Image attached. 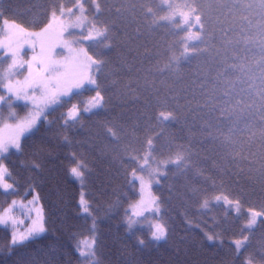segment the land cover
<instances>
[{
    "label": "trees",
    "instance_id": "trees-1",
    "mask_svg": "<svg viewBox=\"0 0 264 264\" xmlns=\"http://www.w3.org/2000/svg\"><path fill=\"white\" fill-rule=\"evenodd\" d=\"M96 2L101 6L96 13L99 26L109 28L105 43L112 45L110 49L93 42L88 45L94 58L105 61L96 72L104 106L90 114L81 113L77 121L65 124L72 105L84 106L97 90L86 87L49 109L37 128L23 137L21 148L6 155L14 195L0 191V214H4L10 197L30 198L36 194L44 212L45 231L40 237L12 245L13 232L25 229L29 220L19 209L8 211L7 215L13 213L14 218L8 215L11 220L0 224V264H90L79 255L77 245L91 235L96 238L97 264H246L248 258L253 264H264V218L252 230L245 227L249 209L264 211L259 126L253 122L245 131L233 135V139L243 141L237 149L241 156L235 160L224 150L215 151L218 143H199L204 113L197 116L187 110L195 107L196 100H203L200 80L193 73L212 68L214 76L217 69L201 56L184 63L179 73L160 75L155 71L173 53L183 51L186 33L176 13L178 9L189 12L196 8L194 14L201 15L205 30L216 34L217 47L220 29L235 24L237 31H229L228 37L237 38L239 25L246 24L240 17L249 13L234 10V17L226 8L210 11L207 0ZM75 4L76 0H0V12L9 21L38 30L50 21L53 10L59 13L61 7ZM85 4L91 7L92 0H85ZM149 7L153 13L147 12ZM168 15L174 18L160 19ZM251 18L256 19L254 12ZM6 58L0 59V71L9 64ZM258 58L255 50L248 53L253 64ZM241 75L236 72L232 78ZM243 79L237 91L252 84L247 77ZM2 82L0 73V94L9 88ZM169 85L179 92L178 104L169 99L174 94ZM254 92L255 88L250 89L252 95ZM161 111H172L178 120L161 121ZM239 128H244L243 121ZM222 131L228 132L227 123ZM253 132L256 136L249 141ZM150 138L155 145L152 164H165L177 155L186 157L180 167L167 163L164 174L153 184L160 207L157 217L168 229L166 239L161 241L152 239V226L145 224L146 218L128 227L132 204L140 197L133 172L147 178L152 168L140 166ZM77 165L82 166V179L71 174V168ZM82 193L90 213L84 214L80 207ZM217 196L239 200L241 210L233 211L231 206L217 201ZM208 235H213L214 240L210 242ZM243 236L249 240L237 253L234 241Z\"/></svg>",
    "mask_w": 264,
    "mask_h": 264
},
{
    "label": "snow or ice",
    "instance_id": "snow-or-ice-1",
    "mask_svg": "<svg viewBox=\"0 0 264 264\" xmlns=\"http://www.w3.org/2000/svg\"><path fill=\"white\" fill-rule=\"evenodd\" d=\"M166 2V0H165ZM95 4L96 11H101V6L96 0H92ZM76 4L82 15L77 16L75 22H70L65 24L62 20L59 23V31L57 35L63 37L65 33L69 37L72 33L69 29L72 28H82L85 26L87 21V16L83 15L85 8L81 0H76ZM207 6L209 10L226 8L228 12H232L235 17V11L243 9L247 11L249 15H241L240 19L245 21L246 24L239 25L238 37L233 39L228 37V32H236L237 26L235 24L230 25L228 28L220 29V46L217 47L214 43L216 40V34L213 31L205 30V23L201 18V15H195L192 19V13L197 11L196 8H192L189 12H181L180 15L183 18L182 22L186 26L184 31L186 33L183 39V51L176 55L175 53L169 58V61L165 63L162 67L156 66L155 71L160 75H164L166 72L179 73L181 67L184 63H190L192 59H198L201 56H206L208 58L207 62L212 64L217 70L215 75L212 76V68H209L207 72L197 70L193 75L200 80V95L203 100H196L195 107H189L187 110L189 112L195 113L197 116L203 112L204 119L200 126L199 143H213L217 144L218 147L214 149L219 152L224 150L229 157L235 160L237 157L241 156V152L237 149L243 143V141L238 142L233 139V135L237 132H243L248 129L253 122L259 126V139L262 145L261 158L264 160V0H207ZM171 7V6H169ZM235 10V11H234ZM67 14L71 15L73 9L68 8ZM119 12V9H117ZM60 15H65V9L61 7L59 9ZM148 13H153L151 7L147 8ZM255 13L256 19L253 20L251 15ZM53 20H57V11H52ZM174 17L172 15L160 17L161 20H172ZM0 20L3 24L8 26V30L12 36L16 38H22L24 36L34 37L40 42V56L33 57V61L38 65L36 69V75L32 77L31 80L27 81V87L32 90V96H28V93L24 89H17L15 95L17 99H32L35 103V93L39 90L42 93V99L44 100V106L39 107L37 105V111L30 118H25L24 121L16 125L17 134L9 138L8 140L0 139V154L7 153L10 147H14L19 150L20 136L25 132H32L36 129L37 121L40 116L44 113L45 109L51 105H55L60 102V97L70 96L74 90L84 89L87 86H95L96 93L95 96L91 97L88 101V107L83 109L84 112H90L93 109L102 108L104 106V96L99 89V84L95 75L92 74L91 70L95 67L96 72H99L105 61L103 59L94 58L92 55H88L86 49H80L79 52L84 54V58L87 63H83L79 59V52L75 56L66 57L64 62H60L53 58L50 54L49 43L53 38V33L50 31L52 24L43 29L40 33H29L27 29L17 23L16 21H9L4 17V14L0 12ZM209 23H211V16L208 17ZM198 27L200 31L193 32L192 28ZM109 28L105 26L100 28L96 23H92L91 27L88 29L87 34L81 33V38L78 40L66 39L62 40L59 44L52 45L51 50L54 51L55 47L67 48L69 53L74 51L72 45L79 44L81 41H90L96 45H103L104 48L110 49L112 47L111 43H105L109 39L108 36ZM203 33V34H202ZM195 41L196 43H191ZM203 45V47H201ZM243 45V47H241ZM258 53V59L255 60L254 64L248 60V53ZM243 53V55H242ZM104 53L101 52L100 55ZM56 55H62V53H57ZM15 66V60L13 64L10 65V69ZM23 67V64L20 65ZM84 69L89 71L85 72ZM30 76L31 64L29 65ZM239 72L242 75L237 76L233 79V74ZM46 74V75H45ZM243 77H247L252 80V84H249L248 88L240 87L237 91V87L243 84L245 80ZM179 80V76L177 77ZM258 80L259 84L255 85V81ZM166 83V81H163ZM195 83V80H193ZM211 84V89L208 85ZM222 86V91L217 92L218 87ZM170 92L174 94L169 96V99L176 101L178 104L179 92H175L171 85L168 86ZM255 88L254 95L250 93V89ZM9 92H13V88L9 86ZM180 91H186L181 89ZM248 95V99H245V95ZM236 97H239L236 99ZM195 99V96H193ZM235 99V103L233 100ZM5 100L4 96H0V102ZM188 104H192V100L188 101ZM81 109L78 105L73 104L67 113V118L65 119V124L69 121H77L79 119ZM219 113V115H217ZM46 118V117H45ZM158 119L163 122L170 120H178V117L173 114L172 111L159 113ZM243 121L244 128H239L240 123ZM227 123L228 132L222 131V127ZM109 132L115 136L116 134L109 129ZM256 136L253 132L249 137V141ZM67 140V137H65ZM155 151V145L153 139L147 140V151L143 157V169L144 165H148L149 161L153 158V153ZM247 159V157H242ZM133 159H136L135 157ZM186 157L183 155H177L174 160H169L165 163L176 164L177 167L184 165ZM71 174L77 178L82 179L84 172L82 171V166L77 165L71 168ZM157 174H162L157 170ZM133 176L136 177L135 171ZM261 179L264 180V164L261 165L260 169ZM11 177V172L9 168L0 162V188L4 191L13 188V184L8 182L7 178ZM143 182V177H136ZM158 182V181H157ZM151 183V179L149 180ZM220 196L216 197L219 201ZM224 201L229 205H234L236 210L239 211L240 201L230 200L227 196L223 197ZM16 202L13 201V205ZM207 201L204 202L207 206ZM141 211L133 212L134 216L141 217L144 215L145 211H153L158 213L160 211L159 203L157 198L149 197L145 200L142 198L140 202ZM80 207L84 213H90L89 202L81 195ZM9 210H5L4 214H0V224H7L11 217L7 215ZM257 217H264V211H255L249 209V218L246 222V229L252 230L257 224ZM14 223V221H13ZM36 222L34 221V224ZM133 221L129 217L128 227L131 229ZM264 223V221H261ZM45 231L42 218L41 222L27 230V234L21 233L19 236L14 232L11 237V244L17 245L22 244L24 241L28 240L33 235L43 233ZM168 234L167 226L162 222H157L152 225L151 237L155 241H161L166 239ZM207 239L211 242L214 240L213 235H208ZM249 237L243 236L242 239H237L234 241L236 252L239 253L248 242ZM144 244V241H140ZM96 238L85 237L80 240L77 245V251L79 255L90 264H97L96 261ZM246 264H253L251 258L246 260Z\"/></svg>",
    "mask_w": 264,
    "mask_h": 264
},
{
    "label": "rangeland",
    "instance_id": "rangeland-1",
    "mask_svg": "<svg viewBox=\"0 0 264 264\" xmlns=\"http://www.w3.org/2000/svg\"><path fill=\"white\" fill-rule=\"evenodd\" d=\"M81 2L83 3L84 8H85V12L83 13V15L87 16V21L85 22V26L82 28L69 29V31L72 33L71 37H69L67 33H65L63 37H60L59 35H57V33L59 31L58 26H59V23L61 20L65 24H67L70 22H75L76 17L82 15L77 4H75L72 7H65L64 8L65 9V15L61 16L60 12L57 13L58 19L53 20V18H51L50 21L43 28L38 29V30L27 29V31L29 33H40L43 29H45L49 25V23H51L52 28L50 29V31L53 33V38L49 43V50H50V54L53 56V58L60 61V62H64L66 57L75 56L76 53L79 52L80 49H86L88 51V45H89L90 41H81L79 44H73L72 47H73L74 51L72 53H69L67 48H60V47H55L54 51H52L51 50L52 45L59 44L62 40H66V39H73V40L80 39L81 33L86 35L87 31L91 27L92 23H96L97 26L100 27L98 24V20L96 18L97 11H95V4L92 3L91 7H88L85 4V0H81ZM68 8L73 9V13L71 15L67 14L66 10ZM181 12H188V11L185 9H183V10L178 9L176 13L179 17H181V15H180ZM195 15L196 14L192 13L191 18L194 19ZM176 19L179 22V18H176ZM181 26L183 28L186 27L183 24V22H182ZM192 31L197 32V31H200V29L198 27H194V28H192ZM193 42H195V41H193ZM193 42H191V43H193ZM40 52H41V49H40L39 40H36L34 37H31V36H24V37L18 39V38L11 35V33L8 30L7 25L3 24V22H0V59L7 57L6 63H9L7 66H5V64H4V66L1 70L2 72L0 71V73L3 74V82L2 83H8L6 85L11 86L13 88V92H9V90H8L9 88H8L7 90H4V93L0 94V96L5 97V100L3 102H0V139L8 140L12 136L16 135L17 134L16 125H18L19 123L24 121L25 118H30L32 115H34L35 112L37 111V105H39V107L44 106V100L42 99V93L39 90H37L35 93V103L33 102L32 99H17V96L15 95V91L17 89H24L27 91L28 96H30V97L32 96V94H33L32 90L27 87L26 82L31 80L32 77H34L36 75V69H37L38 65L35 63V61H33V57L34 56L39 57ZM57 53H62V55H56ZM88 55H91L89 53V51H88ZM79 59L83 63H85V64L87 63V61L84 58V54L82 52H79ZM13 60H15V66H13L10 69L9 66L13 64ZM21 64H23V67H20ZM30 64H31V72H32L31 76H30V70H29ZM84 71L87 72L89 70L84 69ZM91 72L96 77L95 67H93ZM87 87L92 88V89L95 88V86H87ZM82 90H84V89L74 90L72 94L80 92ZM95 93L96 92H94V94L91 95L89 97V99L91 97L95 96ZM71 95L60 97V101L62 99L71 97ZM89 99L87 100V102L84 106H82V107L78 106L81 109V113L90 114V113L99 109L98 108V109H93L90 112H84L83 109L85 107L89 106L88 105ZM57 104L51 105L50 107L45 109L44 113L40 116V119L37 121V126L39 125V122H40L41 118L44 116V114L49 109L56 106ZM22 107L24 108V111H21ZM37 126H36V128H37ZM34 130L35 129H33V131ZM29 133H31V132H25L22 136H20V140H19L20 145H21L23 137H25ZM7 134H9V137L6 136ZM14 151H18V150L15 149L14 147H10L9 151L7 153L0 154V162H3L6 165V160H5L6 155L8 153L14 152ZM140 166H141V164H140ZM151 166H152V168L148 170V175H147L148 177L147 178H145L142 175L136 174V177H143V182L140 179H137L136 177L133 178L134 181L138 182V189H139L140 197L138 198L137 201H135L132 204V209H131V212L129 213V217H131V219L133 221H136V223L139 220H143L146 218V221H144V222H145V224H148L149 226H152V225L156 224L157 222H162L157 217L158 213L153 212V211H145L143 216L137 217V216L133 215V212L141 211L140 202H141L142 198L145 200L149 199V197L157 198L154 194V191H153V184L157 183L158 176H161L164 174V169L166 166L163 163L152 164V162L150 161L148 165L144 166V168L148 169ZM157 170H159V172L162 174L158 175ZM150 179H151V183H149ZM8 182L11 183L9 180H8ZM0 191L6 195H9L10 193H12L14 195L13 188L9 189L7 191H4L2 188H0ZM82 195L84 196L83 193H82ZM84 198H85V196H84ZM220 200L222 202H224L226 205H229L224 201L223 197H221ZM13 201L16 202L14 205H13ZM229 206L232 207L233 211H235L237 213L239 212L236 210L234 205H229ZM9 209H10V211H13V210L16 211L17 209H19L21 211V213L29 220L28 225L25 229L14 231L17 234V236H19L21 233L27 234V230L29 228H32V227L38 225L41 222V218H42V222L44 225V212H43V209L39 203L38 196L36 194L31 196L30 198H23V197H20L17 195L10 197V202H9L6 210H9ZM239 210H241V207L239 208ZM84 214H86V213H84ZM8 215H10L12 218H14L13 213H9ZM248 218H249V211H247V220H248ZM263 218L264 217H257V224ZM13 221L16 224L17 219H14ZM34 221L36 222L35 224H34ZM136 223H134V225H136ZM255 226H254V228H255ZM44 228H45V226H44ZM43 233L33 235L28 240L40 237ZM92 236H95V235H91L88 237H92ZM28 240H26V241H28ZM26 241H24V242H26Z\"/></svg>",
    "mask_w": 264,
    "mask_h": 264
}]
</instances>
